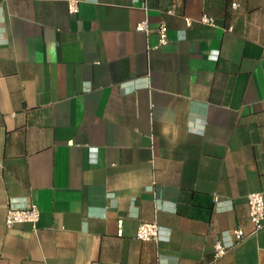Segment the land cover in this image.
Wrapping results in <instances>:
<instances>
[{"label":"crops","instance_id":"1","mask_svg":"<svg viewBox=\"0 0 264 264\" xmlns=\"http://www.w3.org/2000/svg\"><path fill=\"white\" fill-rule=\"evenodd\" d=\"M73 1L0 0V264H264V0Z\"/></svg>","mask_w":264,"mask_h":264},{"label":"built area","instance_id":"2","mask_svg":"<svg viewBox=\"0 0 264 264\" xmlns=\"http://www.w3.org/2000/svg\"><path fill=\"white\" fill-rule=\"evenodd\" d=\"M235 5V4H233ZM69 11L76 10L75 2L68 0ZM205 22L211 23L212 19L204 17ZM138 30L147 31L144 23L137 25ZM159 43H167V28L164 24L158 27ZM248 214L249 220L253 225V231L264 229V193L250 192L247 194ZM39 220V210L36 205L31 204L28 207L18 208L8 205L5 212L4 224L6 227H11L18 223H29L35 228ZM233 235L236 240L244 238L245 234L241 228L233 229ZM136 238L143 241H157L158 240V225L156 222H140L137 226ZM227 252V247L221 242L216 241L213 245V256L219 258Z\"/></svg>","mask_w":264,"mask_h":264}]
</instances>
